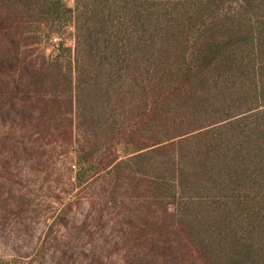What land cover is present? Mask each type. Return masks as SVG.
<instances>
[{
  "label": "trees",
  "instance_id": "16d2710c",
  "mask_svg": "<svg viewBox=\"0 0 264 264\" xmlns=\"http://www.w3.org/2000/svg\"><path fill=\"white\" fill-rule=\"evenodd\" d=\"M48 155L31 263L264 264V0H0V219L39 211Z\"/></svg>",
  "mask_w": 264,
  "mask_h": 264
},
{
  "label": "rangeland",
  "instance_id": "374dc122",
  "mask_svg": "<svg viewBox=\"0 0 264 264\" xmlns=\"http://www.w3.org/2000/svg\"><path fill=\"white\" fill-rule=\"evenodd\" d=\"M74 1L66 0L71 7L74 6ZM35 27L37 28V26ZM57 29L59 31L57 36L50 37L48 34L42 36L43 43L36 46L39 49L37 53H40V50L45 47L48 55H53L58 52V43H65L69 47H74L75 28L73 21L70 18L62 20ZM48 156H50V161L41 168L40 176L31 179L29 186L25 188L26 191L30 190L29 193L35 199L39 211L26 223H20L18 220L4 221L0 219V264H35L31 263L32 257L39 255L40 247L45 242L50 255L53 252V249L49 250V248L54 246L52 243L54 233L47 236L52 220H48L47 215L52 214L57 207H61L58 202L55 203L54 199L50 198V195L54 191L59 193L58 190L61 188L59 182L62 179H58V175L65 168L57 162V156ZM69 197H73V194L66 195L65 201ZM88 212L89 206L82 205L80 209L71 212V221H84ZM68 249L69 255L76 258L78 253L74 247Z\"/></svg>",
  "mask_w": 264,
  "mask_h": 264
}]
</instances>
